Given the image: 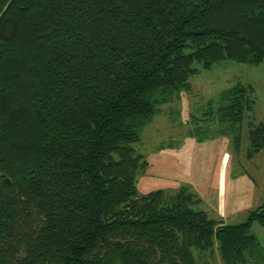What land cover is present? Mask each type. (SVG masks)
Masks as SVG:
<instances>
[{"label": "trees", "instance_id": "16d2710c", "mask_svg": "<svg viewBox=\"0 0 264 264\" xmlns=\"http://www.w3.org/2000/svg\"><path fill=\"white\" fill-rule=\"evenodd\" d=\"M226 60L264 65V0H0V264H264V205L230 225L189 188H136L143 128ZM252 96L207 116L239 126Z\"/></svg>", "mask_w": 264, "mask_h": 264}, {"label": "rangeland", "instance_id": "374dc122", "mask_svg": "<svg viewBox=\"0 0 264 264\" xmlns=\"http://www.w3.org/2000/svg\"><path fill=\"white\" fill-rule=\"evenodd\" d=\"M237 85L253 89L254 108L244 122L221 125L216 114L207 116L218 109L221 93ZM250 122H264V65L226 60L201 69L141 131L134 149L147 165L136 177L138 194L171 193L183 186L199 199H214L227 188L229 199V185L235 189L238 172L249 169L245 154ZM206 129L212 138L203 141ZM256 161L264 162V154Z\"/></svg>", "mask_w": 264, "mask_h": 264}, {"label": "crops", "instance_id": "0c3cea01", "mask_svg": "<svg viewBox=\"0 0 264 264\" xmlns=\"http://www.w3.org/2000/svg\"><path fill=\"white\" fill-rule=\"evenodd\" d=\"M261 154H264V150L247 161L249 169L242 168L238 172L236 179L239 183L235 189V184L229 185V199H226L225 188L214 199H200L199 209L205 211L213 220L234 225L243 222L250 211L264 205V162L256 161ZM220 197L223 199H219ZM252 232L264 249V228L255 223L252 225Z\"/></svg>", "mask_w": 264, "mask_h": 264}]
</instances>
